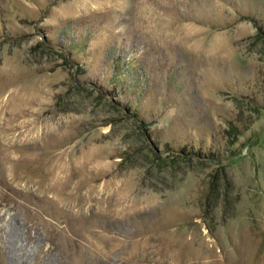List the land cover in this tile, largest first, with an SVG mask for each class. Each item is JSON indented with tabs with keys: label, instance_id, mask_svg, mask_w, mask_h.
Masks as SVG:
<instances>
[{
	"label": "rangeland",
	"instance_id": "374dc122",
	"mask_svg": "<svg viewBox=\"0 0 264 264\" xmlns=\"http://www.w3.org/2000/svg\"><path fill=\"white\" fill-rule=\"evenodd\" d=\"M0 264H264V0H0Z\"/></svg>",
	"mask_w": 264,
	"mask_h": 264
},
{
	"label": "bare ground",
	"instance_id": "6f19581e",
	"mask_svg": "<svg viewBox=\"0 0 264 264\" xmlns=\"http://www.w3.org/2000/svg\"><path fill=\"white\" fill-rule=\"evenodd\" d=\"M217 44H218V43H217ZM217 44H216V45H217ZM12 241H13V240H12ZM16 242H18V241H15V240H14V252H17V251L19 250V249L17 248V243H16ZM24 252H25V250H24V251L22 250V255L24 254Z\"/></svg>",
	"mask_w": 264,
	"mask_h": 264
},
{
	"label": "trees",
	"instance_id": "16d2710c",
	"mask_svg": "<svg viewBox=\"0 0 264 264\" xmlns=\"http://www.w3.org/2000/svg\"><path fill=\"white\" fill-rule=\"evenodd\" d=\"M115 84H117V82H116ZM128 108H129V107H128ZM181 152H182V153H186V154H187V152H186V151H182V150H181Z\"/></svg>",
	"mask_w": 264,
	"mask_h": 264
}]
</instances>
